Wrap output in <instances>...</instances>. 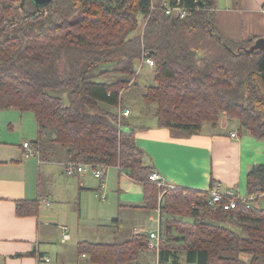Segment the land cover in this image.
Masks as SVG:
<instances>
[{
	"label": "trees",
	"instance_id": "trees-1",
	"mask_svg": "<svg viewBox=\"0 0 264 264\" xmlns=\"http://www.w3.org/2000/svg\"><path fill=\"white\" fill-rule=\"evenodd\" d=\"M20 1L0 0V110L33 113L37 137L31 144L39 156L32 158L61 147L69 162L118 167L141 184L144 208L160 210L161 264H264V207L254 205L264 194V165L247 174V197L256 198L235 209H223L227 199L209 205L208 192L188 189L162 190L158 200L161 188L148 179L154 171L116 112L129 80L94 81L108 72L94 76L95 70L108 65L134 78L135 61L148 52L156 85L142 100L156 104L159 127L197 134L225 114L264 139V49L249 52L259 38L225 39L213 11L194 12L195 0H180L193 12L181 21L150 12L151 0H55L40 9ZM206 3L213 9V0ZM140 16L149 17L143 35ZM35 208L18 202L16 214ZM147 249V237L136 234L118 244L84 242L77 253L91 264H130Z\"/></svg>",
	"mask_w": 264,
	"mask_h": 264
},
{
	"label": "crops",
	"instance_id": "crops-1",
	"mask_svg": "<svg viewBox=\"0 0 264 264\" xmlns=\"http://www.w3.org/2000/svg\"><path fill=\"white\" fill-rule=\"evenodd\" d=\"M213 1L215 26L225 39L236 43L250 37L264 39V0ZM122 96L123 92V106ZM123 107L130 110L125 119L130 118L132 107ZM133 109L146 112L141 106ZM6 110H0L1 117ZM18 114L20 117L23 113ZM13 116L15 120L9 125L15 123L23 131L21 123L18 125L21 118ZM233 121L222 114L216 127L205 124L199 133L191 135L161 128L157 118L147 123L136 118L123 124L125 129L134 130L144 164L157 172L166 186L209 192L217 185L221 191L232 190L247 198V174L252 167L264 165V139L252 136L240 124L235 127ZM24 142L27 141L8 143L0 137V264H91L88 256L77 253L79 244L122 243L82 240L83 230L95 222L98 229L101 220L112 211L123 214L111 219L117 227L114 236L124 235L127 240L123 242L136 234L145 235L148 240V232L158 230L157 226L155 230L148 228L153 212L144 208L142 185L131 181L116 167H110L102 180L88 172L66 177L65 166L70 161L66 149L51 145L40 160L23 159ZM87 197L114 205L103 204L101 209L94 202L85 204ZM18 202L34 203V213L17 216ZM258 203L264 204V197L259 196L254 205ZM84 217L87 222H83ZM67 222L72 226L66 225ZM63 228L68 229L66 242ZM42 256L49 257L50 262H38L37 258ZM84 259L85 263H79ZM157 262L160 263L159 252L147 249L130 264Z\"/></svg>",
	"mask_w": 264,
	"mask_h": 264
},
{
	"label": "rangeland",
	"instance_id": "rangeland-1",
	"mask_svg": "<svg viewBox=\"0 0 264 264\" xmlns=\"http://www.w3.org/2000/svg\"><path fill=\"white\" fill-rule=\"evenodd\" d=\"M152 1H154L153 3H155V5H157V1H161V0H152ZM20 4H21V1H20ZM154 11H160V10L158 8H156L152 12H154ZM140 18H141V16L137 19V30L139 31L138 25L145 21V24L142 25V28L139 31V35H143L149 17H147V18L143 17V19H140ZM137 30L133 34L130 35L129 39L135 38L136 33L138 32ZM154 67H155V65H154ZM114 69H115L114 65H108V66H103V67L97 68V70H95V72H94V76L99 75L100 73H103L105 71H108V72L103 74L101 77L94 79V81L95 82H101V83H114V82H117V81L122 80V79L129 80V82H130L129 86L123 91L122 98L125 102L123 106H130L132 108H137V107L140 108V106H141V108L144 111L146 110V112H144V113H139L138 111H136L137 109L132 110V108H131V111H132L131 117L128 119H125L126 117L122 116V112L125 110H128L130 112V110L125 109L121 105L120 107H118V109H116L117 110L116 112L119 113V115H118L119 116L118 117L119 122L123 124V123H126L125 120H127V122H128V121H133L136 118H140L147 123V122L151 121L153 118L156 119L155 112H153V111H156L155 110L156 104H147L142 100V97L145 94L147 88L156 85V83L153 79L154 68L148 67L147 65H145L142 62V60H137V61H135V64H134L135 77L132 79L129 76H128L129 77L128 78L126 76H122V75L115 73ZM50 93L53 96H63V97H65V94H66L63 92H60V93L59 92H50ZM129 101H131V102H129ZM65 103H67L66 98H65ZM107 109H109V108H107ZM113 110L114 109H112V111ZM6 111H9V112H6ZM6 111L1 112L4 116H2V117L0 116V137H1V140H4L8 143H15L19 140H21V142L27 141L28 143H30L32 141L34 142L36 140V137H37V132H36V122H35V118H34L33 113L25 112L22 115H20V117H18L19 116L18 113H20V112H18L16 110H13V111L6 110ZM152 112H153V114H152ZM15 114H17L16 118H21V120H18V123H19L18 125L20 126V123H21V125L23 126V131H20L18 126L15 123L11 126L9 125L10 122H13L15 120L14 116H13ZM233 123H234L235 127H237L239 124L236 120H234ZM42 151L44 152L43 149H42ZM46 151H47V149H46ZM88 173H89V175L92 176L91 172H88ZM66 177H68V176L66 175ZM170 187H172V188H170ZM175 189H179V188H176L174 186L168 187L165 184L164 187H161V194L163 193L164 190L170 191V190H175ZM86 199L87 200H86L85 204L88 201L94 202L96 204H99L101 209H102L103 204H104L103 206L114 205L113 203H107V204L101 203L99 200L92 199L91 197H87ZM158 200H159V198H158ZM111 201L113 202V199ZM257 206L264 207V204L258 203ZM106 209H107V207H106ZM158 209L159 208H157L156 211L153 212V219L151 220V222L148 221V223H147L149 225L148 226L149 230L150 229L155 230L156 226L158 227V225L161 224V222L158 221ZM115 210H116V208H115ZM151 214H152V212H151ZM106 216H107V213H106ZM120 216H123V214L118 213V215H117L116 211H112L110 213V215H108V217H106V219L101 220V223H100L101 226L98 229L95 227L96 226V222H95L91 226H89L85 230H83L81 232V234L83 235L82 240L96 241V242H101V243H103V242H108V243H115L116 242V243H118V242H123L124 240H127L124 235L114 236V233L117 230V227H115L113 225L111 219L117 218V217L120 218ZM83 219H85L83 222H87L86 217H84ZM102 222H104V223H102ZM66 225L72 226L71 223H69V222H67ZM150 225H152L153 227ZM180 227L182 229H188V226H185V225H181ZM121 231H122V229H121ZM69 233L73 238V241L71 243H74L75 239H74V236L72 235V229H71V231L69 229ZM116 238H118V239H116ZM113 239L115 241H112ZM242 258L247 259L246 256H243ZM85 262H86V260L84 259V260H81V262H79V263H85ZM181 264H185V263L182 262Z\"/></svg>",
	"mask_w": 264,
	"mask_h": 264
},
{
	"label": "built area",
	"instance_id": "built-area-1",
	"mask_svg": "<svg viewBox=\"0 0 264 264\" xmlns=\"http://www.w3.org/2000/svg\"><path fill=\"white\" fill-rule=\"evenodd\" d=\"M195 1H198L199 5L195 7L194 12L201 11V10L203 12L213 11L211 7L206 6L207 4L206 0H195ZM153 2L154 1L151 0L150 12L158 8L162 13H164L165 16L170 17L174 20H180V21L186 20L190 18L193 13L189 10V8L181 4L180 0H161V1H157V5H155V3ZM200 4L205 5V6L201 7ZM140 19H143V17L141 16ZM143 24H145V21L138 25L139 31L142 28ZM148 55H149L148 52L144 53L141 60L148 67L154 68V62ZM129 114L130 112L128 110H125L122 112V116L124 117H127ZM231 137H235V135L231 134ZM22 149H23V154H22L23 159H30L34 156L36 157L39 156V152L37 151L35 147H33L31 143L24 142L22 145ZM108 168L110 167H105L103 165H92L88 163L69 162L65 166V173L67 176L72 177L75 175H81L87 172H91L92 176L95 179L102 180L105 175L104 173ZM116 168L119 170L118 167ZM148 179L150 182L155 183L159 188L164 187L165 185L163 179L159 176L157 172H153L148 177ZM208 194L210 196L209 205H213L215 203H221L223 199H227V203L223 206V209L225 211L235 209L237 206V203L240 201L246 203L247 201H251V199L256 198L255 196L241 198L237 193H235L232 190L221 191L220 187L217 185L214 186L208 192ZM161 196L162 194L159 195V200L161 199ZM260 197H264V194H261ZM246 207H249V206L246 205ZM158 221H160V210L159 209H158ZM159 226L160 225H158V228H157L158 230L148 232L147 247H148V250L150 251L159 252L160 240H161ZM67 231H68L67 228H63V242H66L69 239ZM37 259H38V262H43V263L50 262V258L45 257V256L39 257ZM155 264H161V263L157 262Z\"/></svg>",
	"mask_w": 264,
	"mask_h": 264
},
{
	"label": "water",
	"instance_id": "water-1",
	"mask_svg": "<svg viewBox=\"0 0 264 264\" xmlns=\"http://www.w3.org/2000/svg\"><path fill=\"white\" fill-rule=\"evenodd\" d=\"M26 1H29L34 5L35 8L40 9L48 6L55 0H21V7H23L24 3ZM257 49H264V39H259L256 41L255 45L252 46L249 52H253L254 50Z\"/></svg>",
	"mask_w": 264,
	"mask_h": 264
}]
</instances>
